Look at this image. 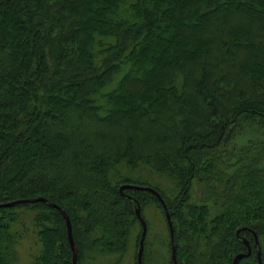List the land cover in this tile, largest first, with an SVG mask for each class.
Wrapping results in <instances>:
<instances>
[{
	"label": "trees",
	"instance_id": "1",
	"mask_svg": "<svg viewBox=\"0 0 264 264\" xmlns=\"http://www.w3.org/2000/svg\"><path fill=\"white\" fill-rule=\"evenodd\" d=\"M38 197L77 264H137V208L142 264H264V0H0V204ZM71 258L0 208V264Z\"/></svg>",
	"mask_w": 264,
	"mask_h": 264
},
{
	"label": "water",
	"instance_id": "2",
	"mask_svg": "<svg viewBox=\"0 0 264 264\" xmlns=\"http://www.w3.org/2000/svg\"><path fill=\"white\" fill-rule=\"evenodd\" d=\"M124 190H147V191H150L151 193H153L155 195V197L157 198V200L161 204L162 209L164 211V215H165L168 227H169L170 238H171V242H172V240H173L172 224L170 221V217H169V213L167 211V208L164 204L163 199L160 197V195L158 193H156L155 191L149 189V188H143V187H138V186H133V185H123L120 187L119 192L123 194ZM34 203H44V204L46 203L49 207L56 209L60 213V215L62 216V218L64 220L65 227H66L67 241H68V244H69V247L71 250V254H72L71 261H72V264H77V251H76L75 244H74L73 237H72L70 220H69L68 216L66 215V213L60 207H58L57 205H55L53 203L48 202L45 198L38 197V198L30 199V200H18V201L3 203V204H0V208H9V207H13L16 205L34 204ZM135 214H136V217H137V219L141 225V229H142L140 239H139V247H138V251H137V264H142L143 243H144V238L146 235L147 228H146V223L144 222L143 218L141 217V213H140L139 208L136 209ZM239 232L240 231L238 230L237 235L239 234ZM243 242L247 248V253L237 255L234 258L232 264H237L238 260H240L244 257H247L250 254L251 250H250L249 243L245 239H243ZM254 244H255V246L258 245V241H257V238L255 235H254ZM174 252H175L174 248L172 247V261H173V264H177ZM257 261L259 264H261L259 252L257 253Z\"/></svg>",
	"mask_w": 264,
	"mask_h": 264
},
{
	"label": "rangeland",
	"instance_id": "3",
	"mask_svg": "<svg viewBox=\"0 0 264 264\" xmlns=\"http://www.w3.org/2000/svg\"><path fill=\"white\" fill-rule=\"evenodd\" d=\"M213 23H215V21L210 20V25L213 24ZM232 28H234V27L232 26ZM65 135H67V134L65 133ZM67 144H69V142ZM146 216L150 220V223H151L152 226H153V224L155 225V223H156L155 226H157V222H160V218L153 211L148 213V214L146 213ZM21 254H22L21 255V262L24 263V262H26L27 255H28L27 245L23 246V248L21 249ZM122 264H131L130 258L128 257Z\"/></svg>",
	"mask_w": 264,
	"mask_h": 264
}]
</instances>
